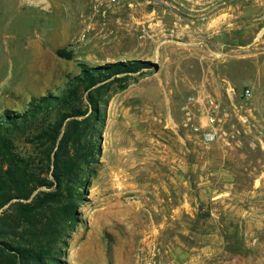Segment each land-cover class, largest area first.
Wrapping results in <instances>:
<instances>
[{
	"label": "rangeland",
	"instance_id": "rangeland-1",
	"mask_svg": "<svg viewBox=\"0 0 264 264\" xmlns=\"http://www.w3.org/2000/svg\"><path fill=\"white\" fill-rule=\"evenodd\" d=\"M127 61L150 65L96 86L100 150L60 264H264V0H0V118ZM207 96L239 146L200 140Z\"/></svg>",
	"mask_w": 264,
	"mask_h": 264
},
{
	"label": "trees",
	"instance_id": "trees-1",
	"mask_svg": "<svg viewBox=\"0 0 264 264\" xmlns=\"http://www.w3.org/2000/svg\"><path fill=\"white\" fill-rule=\"evenodd\" d=\"M57 55L73 58L64 50ZM148 65L127 61L83 67L60 96L32 98L22 113L4 112L0 118V264H60L69 230L78 222L80 190L90 176L91 159L100 150L99 126L104 122L100 92L105 87L96 86ZM82 89L85 110L79 105ZM54 112V122L38 124ZM19 137L31 148L21 150Z\"/></svg>",
	"mask_w": 264,
	"mask_h": 264
},
{
	"label": "built area",
	"instance_id": "built-area-1",
	"mask_svg": "<svg viewBox=\"0 0 264 264\" xmlns=\"http://www.w3.org/2000/svg\"><path fill=\"white\" fill-rule=\"evenodd\" d=\"M227 91L235 94V90L231 86H228ZM250 95L251 92L246 90L245 96L249 97ZM191 101H196V99L191 98ZM197 102L202 106L201 118L205 117V122L199 119V122L194 127L200 140L206 144L219 143L231 148L239 146L240 131L236 129L235 131L227 132L224 129L223 124L228 115L221 102L210 96L202 99V101L198 99Z\"/></svg>",
	"mask_w": 264,
	"mask_h": 264
},
{
	"label": "water",
	"instance_id": "water-1",
	"mask_svg": "<svg viewBox=\"0 0 264 264\" xmlns=\"http://www.w3.org/2000/svg\"><path fill=\"white\" fill-rule=\"evenodd\" d=\"M155 71H158L159 67L158 65H154Z\"/></svg>",
	"mask_w": 264,
	"mask_h": 264
}]
</instances>
